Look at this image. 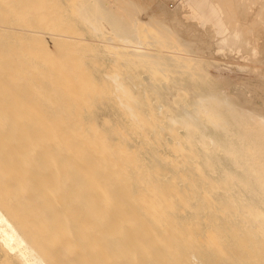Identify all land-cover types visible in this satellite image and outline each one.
<instances>
[{
    "label": "rangeland",
    "instance_id": "1",
    "mask_svg": "<svg viewBox=\"0 0 264 264\" xmlns=\"http://www.w3.org/2000/svg\"><path fill=\"white\" fill-rule=\"evenodd\" d=\"M97 1L100 7L113 12L116 21L125 25L123 30H133L136 26L133 31L138 33L136 38L139 40L135 38V41L144 40L140 51L164 57V62L173 57L178 68L171 70L167 66L161 73L154 68L149 72L144 66L132 67L130 50L136 42L130 41L131 45L124 47L121 41H114L117 37L107 20H96L93 9L86 15L80 13L79 8L85 5L83 0H0V89L6 87L5 93L11 94L8 96H17V112L10 117L12 120L0 118V127H12L11 136L17 143L10 160L13 159L17 168V172L13 171L16 184L5 181L3 172H8V167L4 160V165H0V209L34 246L64 247L67 251L70 245H81V231L84 230L91 242H96L94 246L101 247L96 234L99 226L92 221V211L89 217H82L84 212L80 209L84 202L92 203L91 195L83 191L85 171L88 169L93 183L101 185L100 197L106 201H111L114 189L123 184L126 177L110 176L103 180L98 169L103 151L95 150V156L88 154L81 146L85 140L97 138L111 150H121L119 158L124 162L123 171L143 169L138 171L137 179L141 186L160 171L156 166H160L164 175L171 173L167 161L173 153L166 149L171 141L167 131H163L166 140L161 138L162 143L167 141V144H160L156 149L150 144L149 135L148 140L147 137L138 140L129 128L134 119L126 105L138 112L137 85L141 98V87L145 85L143 88L154 92V104L166 106L164 117L179 115L183 108L195 102L207 106L213 103L212 109L217 104L216 107L201 116L204 120L207 117L227 119L229 128L238 135L249 132L248 127L258 135L264 131V123L258 122L259 116L264 118V0H202L209 4L201 12L195 10L201 0ZM210 4L214 5L215 13L209 10ZM135 16L137 20L132 19ZM218 24H222L219 30ZM108 36L110 40H107ZM109 44L117 45L118 49L113 45L109 48ZM121 46L126 51L120 49ZM127 58L131 63H127ZM179 63L184 66L180 67ZM200 71L205 74L201 75ZM124 73L126 76L129 73L128 78ZM113 74L119 76L118 82L115 80L117 83L110 78ZM133 78L137 79L133 82L134 89ZM200 98L206 101L198 103ZM222 98L225 103L217 102ZM4 108L14 107L0 100V110ZM187 117L185 119L199 127L197 118ZM74 122L79 123L82 141L72 133ZM178 127L176 134L184 137L186 129ZM257 134L255 139H258ZM258 141L264 143L261 139ZM188 142L185 145L188 146ZM193 148L196 150L193 149L191 158L195 157L191 160L197 163L203 148L197 144ZM155 152L159 154H152ZM261 152H264V146ZM4 157L0 155L1 159ZM211 166L197 169L202 176L213 177L222 174L224 169H235L232 165L216 162ZM237 171L241 172L240 169ZM77 173L83 174L81 179L76 178ZM205 180L192 186L201 190ZM183 181L179 178L171 185L175 187L177 182ZM242 184V187L238 186L241 196L234 189L232 196H222L224 192L214 184L217 188L214 190L212 186L209 191L214 199L249 200L255 186L248 180ZM256 202L255 209H258L260 199ZM261 215L264 218V212ZM249 216L247 214L248 220L234 221L247 223ZM263 220L259 217L258 222L264 224ZM252 223L259 225L255 220ZM251 224L248 222L249 229L254 226ZM255 242L251 239V244H245L250 248L243 255L247 261L264 254V247H258ZM163 248L175 264H193L172 243L165 241Z\"/></svg>",
    "mask_w": 264,
    "mask_h": 264
},
{
    "label": "bare ground",
    "instance_id": "2",
    "mask_svg": "<svg viewBox=\"0 0 264 264\" xmlns=\"http://www.w3.org/2000/svg\"><path fill=\"white\" fill-rule=\"evenodd\" d=\"M83 1L85 5L79 8L80 13L86 15L93 9L96 20L101 18L107 20L116 34L117 38L114 41H121L124 47L130 46V41L136 42V36L138 35V33L135 34L134 32L136 26L133 29L134 31L129 29L128 31L126 29L123 30L125 25L121 24L118 20L116 21V17L114 16L115 19L113 18V12L109 9L100 7L97 0ZM136 17H132V19L137 20ZM95 29L96 31L99 30L98 27ZM107 40H110L109 36ZM143 41H137L136 45L131 46L134 49L130 50L129 60L132 61L134 66H129H144L147 70L154 68V70L156 69L161 73L167 66L171 70L178 68L176 67L177 64L174 63V59H172L173 57L164 62V57L140 51L139 48H143L141 46L144 44ZM155 42H158V40H155ZM110 45L112 46L113 44H109V48L111 47ZM113 46H116L115 49H118L117 45ZM122 46L120 49L124 50ZM106 49L108 50V48ZM262 56L264 57V54ZM126 61L127 63L129 62L128 58ZM182 66L184 64L181 63L180 67ZM121 73L118 75L120 76ZM200 73L202 75L204 72L200 71ZM130 75L132 76V74ZM112 76L110 78H113L114 82L119 78L117 74H113ZM128 76L126 77L128 78ZM131 76L130 79L134 77V75ZM134 79L136 78H133V81L131 80L132 86ZM116 81L118 82V80ZM160 85L162 86V84ZM143 87H141L143 89V98H141L142 95L139 93V86L137 85L136 87L138 88L136 95L139 94L138 96L141 98H139V109L141 108V112H139V109L137 112L132 106L126 105V110L129 111L132 120L134 119L133 123L129 125V128L138 140L145 139L149 135V138L152 140L150 144L155 146V148L158 145L160 147V144L166 145L167 141L166 143L165 141L162 143V140H166L163 135H170V145L168 144L169 146L167 145L168 147L166 146V149L171 150L173 153V156L167 161V164L171 167V173L164 175L160 166H156V170L160 169V171H157V174L143 182L141 186L137 182V179L140 176L138 171L142 172L143 169L130 168L127 171H123L122 167L124 162L119 158L121 150L113 151L111 147L105 146L97 138H91L88 141L85 140V144L81 143V146H84L88 150V154L95 156V150L103 151V155L98 160V169L102 174L103 180L111 178L110 176L126 177V181L123 184L117 185L114 189L111 201H106L104 197H100L102 196L99 190L101 185L97 182L93 183V178L88 174V169L85 171L84 181L86 184L83 191L91 195L92 203L84 202L80 209L84 212L82 217H89L92 211V221L99 226L98 233L96 232V234L101 241V247L94 246L96 242L92 243L89 235L84 230L81 231V238L83 240L81 245L75 247L70 245L67 251L64 247L31 245L17 226L0 209V264H175L169 253L163 248L165 241L172 243L175 249L182 251L181 255L193 264H263V252L260 253L262 255L259 254L258 258L256 256L254 260L253 258L252 260L248 258L249 261L243 255H246L250 249L245 244H251V239L256 240L255 244L258 247H264V224L258 222L259 217L264 219L262 215L260 216L264 212V152H261L264 143H257L258 139L264 141V131L258 135L253 132L255 130L247 126L250 131L248 130L249 132L238 135L236 134L237 131L229 128L227 119L213 120L207 117L204 120L202 115L206 112L213 111L216 107L217 104L212 109L211 105L213 103L209 106L202 105L203 103L197 105L196 102L190 106H186L187 104H185L186 107L182 109L179 115L171 114L169 117H164V107L166 106L162 104L155 105L153 101L154 92L150 93ZM120 88L118 89L120 90ZM134 88L135 86H133ZM161 88L164 89L165 87ZM5 89L6 87L0 89V100L14 108L10 110L7 108L1 109L0 118L9 120L17 112L15 110L17 96L15 95L11 98V96H8L11 94H6ZM124 93L126 92L124 91ZM178 94L176 93V95ZM203 99L206 101L205 98ZM174 100L173 98V102ZM201 100L200 98L197 102L200 103ZM224 101L225 99L222 98L217 102L225 103ZM187 116L197 118L199 120L197 122L199 127L197 128L196 124L185 119ZM241 116L239 117L242 118ZM258 122L261 124L264 123V118L259 116ZM77 124L79 123L74 122L71 125L72 133L79 136L82 141L84 137L81 136V129ZM178 126L186 129L187 133L185 136L183 135L184 137L176 134V127ZM179 127L178 129H180ZM164 130L169 134L167 132L164 134ZM11 134H13L12 127H0V155L6 156L3 159L0 158V165H4L5 161V167H8V172L3 173L5 175V181L11 182L10 185L17 183V177L13 173L14 170L17 172V168L14 166L13 159L10 161L12 158L11 152L15 150L17 143L13 140ZM255 134H257L256 138L258 139H255ZM162 136L163 139L161 140ZM146 140H148V137ZM184 141H189V145H185ZM194 144L203 148L202 153L199 155L200 160L197 163H192L193 161L191 160L195 157L193 155L194 157L191 158L193 152H195L194 150H196L193 148ZM160 149H162V146ZM158 152L152 154H159ZM158 157L160 158V156ZM165 157L167 158V156ZM215 162L232 165L235 169H224L222 174L215 177L202 176L201 171L199 172L197 169L199 166L209 168ZM238 169L241 172L236 173L235 171ZM154 172L156 171L154 170ZM82 175L77 173L76 178L81 179ZM179 178L181 181L185 179L186 181H183L185 183L179 182L180 184H178L177 182L175 187L174 185L172 186L171 183L175 182L176 179L179 180ZM202 179L206 180L201 185L202 189L198 190L200 187L197 185L198 188L196 189V184ZM247 180L250 181L251 185L255 186V191H252L249 200L243 199L242 201H238L233 197H228V199L226 197L214 199L215 196L209 191L212 186L215 190L217 187L214 185H216L220 192H224L222 196H232V191L234 190H238V195H240L241 189L239 190L238 186L243 185L242 182L245 181L246 183ZM193 183H195V187H193L194 185L192 186ZM257 199H260L261 205H257L259 208L255 209ZM247 214L248 216L250 215L248 221L250 224L251 221L255 220L259 225L255 226L252 223L254 228L249 229L248 222L240 223L242 224L240 225L234 221H243L246 219ZM159 234L161 235L157 236ZM235 237L237 238L236 240L234 239ZM254 249L255 247L252 250ZM221 253L222 255L220 256ZM252 256H255V254Z\"/></svg>",
    "mask_w": 264,
    "mask_h": 264
},
{
    "label": "crops",
    "instance_id": "3",
    "mask_svg": "<svg viewBox=\"0 0 264 264\" xmlns=\"http://www.w3.org/2000/svg\"><path fill=\"white\" fill-rule=\"evenodd\" d=\"M207 4H209V2L208 1H200L199 3H197V6H196V8H195V10H197V11H199V12H201L203 9H204V6L205 5H207ZM208 8H209V10L211 11V12H213V13H215V11H213L214 9V5L213 4H210L209 6H208ZM217 28H218V30L220 29V28H222V24H218L217 25Z\"/></svg>",
    "mask_w": 264,
    "mask_h": 264
}]
</instances>
